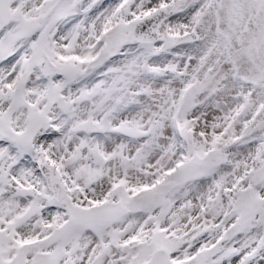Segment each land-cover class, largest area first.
I'll return each mask as SVG.
<instances>
[{"label":"snow or ice","instance_id":"obj_1","mask_svg":"<svg viewBox=\"0 0 264 264\" xmlns=\"http://www.w3.org/2000/svg\"><path fill=\"white\" fill-rule=\"evenodd\" d=\"M0 264H264V0H0Z\"/></svg>","mask_w":264,"mask_h":264}]
</instances>
